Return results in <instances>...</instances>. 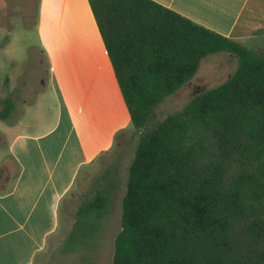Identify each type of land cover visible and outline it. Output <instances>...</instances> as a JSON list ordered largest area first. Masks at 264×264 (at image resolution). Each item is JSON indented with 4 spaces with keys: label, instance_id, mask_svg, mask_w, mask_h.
Returning a JSON list of instances; mask_svg holds the SVG:
<instances>
[{
    "label": "trees",
    "instance_id": "trees-1",
    "mask_svg": "<svg viewBox=\"0 0 264 264\" xmlns=\"http://www.w3.org/2000/svg\"><path fill=\"white\" fill-rule=\"evenodd\" d=\"M88 2L137 135L113 264H264V52L152 0ZM219 52L237 56L233 73L159 119V105ZM12 109L5 98L0 119ZM112 189L104 173L61 250L88 246Z\"/></svg>",
    "mask_w": 264,
    "mask_h": 264
},
{
    "label": "crops",
    "instance_id": "crops-1",
    "mask_svg": "<svg viewBox=\"0 0 264 264\" xmlns=\"http://www.w3.org/2000/svg\"><path fill=\"white\" fill-rule=\"evenodd\" d=\"M152 1L240 42L264 30V0ZM34 10L47 74L31 83L22 72L18 87L0 92V109L5 98L13 102L5 121L26 128L0 157L19 169L12 189L0 194V264H33L58 229L60 205L80 171L131 125L88 0H36ZM82 128L90 129L87 142ZM96 128L107 131L104 141Z\"/></svg>",
    "mask_w": 264,
    "mask_h": 264
},
{
    "label": "rangeland",
    "instance_id": "rangeland-1",
    "mask_svg": "<svg viewBox=\"0 0 264 264\" xmlns=\"http://www.w3.org/2000/svg\"><path fill=\"white\" fill-rule=\"evenodd\" d=\"M35 4L36 0H0V92L4 96L20 85L22 72H25L24 76L31 83H35L40 75L47 74L48 65L40 48L36 29ZM241 43L264 52V30L255 31ZM236 66L237 58L226 52L206 56L201 60L193 78L159 105L157 117L161 119L180 110L199 92L219 85L233 73ZM20 130L26 128L0 119V157L3 156L5 143ZM82 131L85 133L84 140H89L87 132L90 129L82 128ZM95 131L100 135L99 139L104 141L107 131L104 128H96ZM136 142L137 135L130 125L126 132H120L116 136L110 150L80 171L72 189L60 205L58 229L49 239L45 250L36 256L33 264H113L114 238L121 228L122 198ZM15 173L14 162L6 159L0 164V185H6ZM104 173L110 174L113 189L111 206L102 221L101 229L87 247L61 250L62 241L74 222L80 201Z\"/></svg>",
    "mask_w": 264,
    "mask_h": 264
},
{
    "label": "water",
    "instance_id": "water-1",
    "mask_svg": "<svg viewBox=\"0 0 264 264\" xmlns=\"http://www.w3.org/2000/svg\"><path fill=\"white\" fill-rule=\"evenodd\" d=\"M237 58V56H235Z\"/></svg>",
    "mask_w": 264,
    "mask_h": 264
}]
</instances>
